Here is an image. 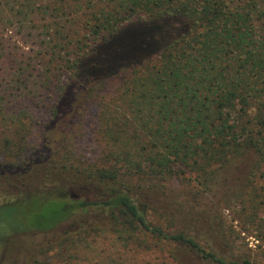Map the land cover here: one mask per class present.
Wrapping results in <instances>:
<instances>
[{
  "label": "trees",
  "instance_id": "obj_1",
  "mask_svg": "<svg viewBox=\"0 0 264 264\" xmlns=\"http://www.w3.org/2000/svg\"><path fill=\"white\" fill-rule=\"evenodd\" d=\"M0 15L35 31L48 60L33 83L41 116L0 123V192L15 197L0 214L16 227L0 216V264H49L112 229L159 247L161 264H262L234 255L212 204L240 200L255 217L264 206V0H0ZM89 81L117 87L93 94ZM94 104L96 160L67 137L56 154L37 151V131L50 143ZM179 171L193 192L171 188ZM29 201L41 204L27 213ZM42 214L44 226L25 227Z\"/></svg>",
  "mask_w": 264,
  "mask_h": 264
},
{
  "label": "rangeland",
  "instance_id": "obj_2",
  "mask_svg": "<svg viewBox=\"0 0 264 264\" xmlns=\"http://www.w3.org/2000/svg\"><path fill=\"white\" fill-rule=\"evenodd\" d=\"M2 17L0 15V18ZM42 23L43 21H41ZM33 32V35L29 37L26 32L20 33L17 27L4 26L0 22V81L11 82L10 85L4 84L0 87V106H2L0 119H3L0 120V123H12L13 120L18 122L21 119L29 124L34 119V113L36 116L40 111V109L38 110L33 106V94L40 92V90L35 91L36 87L33 83L35 76L46 78L45 68H48V60L39 55L42 51L41 38L37 36L35 31ZM26 67H29V69L24 70L23 68ZM62 75L61 73L54 75L57 84L63 82L64 77ZM17 79H24L28 82V85L16 87L17 84L14 81ZM89 82L88 88L93 89V94L102 95L107 92H114L117 87V84L112 83L100 85L92 81ZM43 92L45 93V91ZM49 92L51 93V91ZM96 106V104L91 106L81 119L71 120V117H68L69 115L62 119L60 126L56 129L57 132L51 136L50 143L46 142L45 136L40 135L37 131L36 135L32 137L36 139L33 144L38 148L37 151L56 154L60 146L69 143L65 139L67 137L70 140V147L73 146L76 149L75 152H81L86 158L96 160L103 146V138L100 137L98 132L99 110ZM10 111H14V117L6 115ZM17 115H20L21 118H18ZM37 116H41V113ZM38 118L41 119V117ZM69 123H71V127H68ZM0 138H3V136H0ZM4 142L0 141V145ZM170 184L172 185L171 188H175V191L193 192L192 186L196 185L197 181L188 172L179 171ZM11 200H15L14 195L0 192V205ZM210 201L200 200L199 202L201 207H206ZM33 203L34 206L41 204L29 201L26 203L29 205L24 206L25 212L31 213L30 207L33 206ZM201 207L198 206V208ZM212 207L217 211L218 221L222 223L227 232L233 246L234 255L248 257L253 262L264 264V238H261L262 231L257 228V225H261V228L264 226V206H262L259 215L256 217L252 215L248 206H243L240 203V200H221L216 203V206L212 204ZM3 215L10 223H15L14 218L9 219L10 213L8 215L5 212L0 214L1 218H3ZM46 218L47 214H42L34 220L32 218L27 219L25 227L35 229L44 226ZM14 229H16L15 224ZM74 240L76 241L72 252L65 256H54L49 264H161L165 260L159 247H144L141 241L126 242L121 236L119 237V233L116 234L114 229L108 233L104 231L88 232L83 238L79 237Z\"/></svg>",
  "mask_w": 264,
  "mask_h": 264
}]
</instances>
